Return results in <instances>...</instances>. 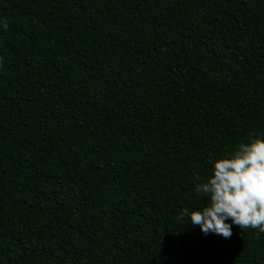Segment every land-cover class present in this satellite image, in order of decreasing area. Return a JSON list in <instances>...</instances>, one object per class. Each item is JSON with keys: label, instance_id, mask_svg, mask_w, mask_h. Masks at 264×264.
Here are the masks:
<instances>
[{"label": "trees", "instance_id": "16d2710c", "mask_svg": "<svg viewBox=\"0 0 264 264\" xmlns=\"http://www.w3.org/2000/svg\"><path fill=\"white\" fill-rule=\"evenodd\" d=\"M251 133L264 0H0V264H264L183 216Z\"/></svg>", "mask_w": 264, "mask_h": 264}, {"label": "clouds", "instance_id": "9594fccd", "mask_svg": "<svg viewBox=\"0 0 264 264\" xmlns=\"http://www.w3.org/2000/svg\"><path fill=\"white\" fill-rule=\"evenodd\" d=\"M7 29V23H4ZM197 194L207 196L202 208L183 210L192 225L202 232L232 236V226L254 228L264 232V136L249 135L247 143H240L231 154L214 161L213 175L207 182L197 183Z\"/></svg>", "mask_w": 264, "mask_h": 264}]
</instances>
